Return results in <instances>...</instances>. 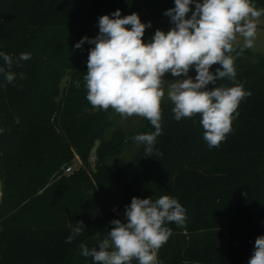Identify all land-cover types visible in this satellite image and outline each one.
<instances>
[{"label":"trees","instance_id":"obj_1","mask_svg":"<svg viewBox=\"0 0 264 264\" xmlns=\"http://www.w3.org/2000/svg\"><path fill=\"white\" fill-rule=\"evenodd\" d=\"M253 2L264 8V0ZM173 7L174 0H0V52L13 57L17 74L14 84L0 74V264H93L80 244L98 247L113 219L125 221L133 197L163 195L178 199L187 220L183 228L166 225L173 234L159 264H247L264 236V54L246 49L235 61V82L252 95L219 147L203 139L198 115L176 121L167 99L153 154L145 157L139 144L130 163L113 167L107 160L136 143L134 135L155 129L146 120L136 132L112 130L120 115L86 99L94 45L74 46L98 35L99 17L137 13L152 24L143 37L149 42L157 29L173 27L164 15ZM23 52L31 58L17 67ZM233 85L225 78L213 87ZM76 154L85 167L65 176ZM93 154L97 170L90 173ZM76 221L86 228L65 243Z\"/></svg>","mask_w":264,"mask_h":264},{"label":"clouds","instance_id":"obj_2","mask_svg":"<svg viewBox=\"0 0 264 264\" xmlns=\"http://www.w3.org/2000/svg\"><path fill=\"white\" fill-rule=\"evenodd\" d=\"M164 15L173 27L167 32L157 29L145 42L143 37L151 22H142L137 13L121 16L117 9L99 17L96 37H83L74 46L81 49L85 42L94 45L88 52L83 77L92 108H111L123 118L139 116L154 127L152 133L132 137L137 144L145 145V157L153 154L156 138L162 134L165 95L174 105L176 121L200 117L203 139L210 148L226 140L239 116L240 104L252 95L235 82V61L254 46L264 8H257L253 0H174V7ZM238 38H242V46ZM0 57L5 65L0 66V74L8 84H14L17 74L11 70L13 57L4 52ZM30 58L31 53H20L15 64L21 67V62ZM193 69L194 77L190 75ZM169 73L174 79H168L165 90ZM20 76L23 78V73ZM225 78L234 85L213 87ZM75 86L80 88V82ZM4 131L0 128V134ZM124 217L126 222H110V231L98 247L80 244L81 255L91 257L93 264H133L134 260L138 264H159V250L173 234L166 225L175 223L183 228L187 220L186 209L169 195L155 201L133 197ZM85 228L83 221H76L65 243H72ZM247 264H264V236L256 238Z\"/></svg>","mask_w":264,"mask_h":264},{"label":"rangeland","instance_id":"obj_3","mask_svg":"<svg viewBox=\"0 0 264 264\" xmlns=\"http://www.w3.org/2000/svg\"><path fill=\"white\" fill-rule=\"evenodd\" d=\"M194 6V5H193ZM194 10V9H193ZM191 16V14L189 15ZM262 25V26H261ZM238 42L239 44H243V40L242 38H238ZM251 50L256 54V53H260V54H264V17L260 18L259 21V26H258V31H257V37L256 40L254 42V46L251 48ZM190 75H192L193 77L196 75L195 70H191L190 71ZM166 83H165V90L167 89V82L174 79L171 74H167L166 75ZM68 81L67 78L64 79V83H66ZM167 100V96L165 95V99ZM145 122L146 119L141 118L139 116H132L129 118H123V117H118V118H114V126L112 128H122L123 130H125L126 132H136L141 130L144 126H145ZM111 131H109V135L111 134ZM139 149V144L134 143L131 146H129L128 148H126L120 155L114 156L110 159L107 160V163L112 165L113 167H121L124 165H127L128 163H130L133 159V157L135 156V154L137 153ZM96 160H97V156L95 154L92 155L91 157V168L88 169V171L91 173L92 171H96L97 167H96ZM85 167L83 161L81 160L80 163V167ZM68 176V175H65ZM121 215L124 217V213H121Z\"/></svg>","mask_w":264,"mask_h":264},{"label":"built area","instance_id":"obj_4","mask_svg":"<svg viewBox=\"0 0 264 264\" xmlns=\"http://www.w3.org/2000/svg\"><path fill=\"white\" fill-rule=\"evenodd\" d=\"M80 163L81 158L79 157V155L76 154L73 161L63 167V173L65 175H70L74 173L80 167ZM113 210H118L117 206H114Z\"/></svg>","mask_w":264,"mask_h":264},{"label":"crops","instance_id":"obj_5","mask_svg":"<svg viewBox=\"0 0 264 264\" xmlns=\"http://www.w3.org/2000/svg\"><path fill=\"white\" fill-rule=\"evenodd\" d=\"M192 8L194 9V6H192ZM191 14V13H190ZM190 17V16H189ZM262 26V25H261Z\"/></svg>","mask_w":264,"mask_h":264}]
</instances>
